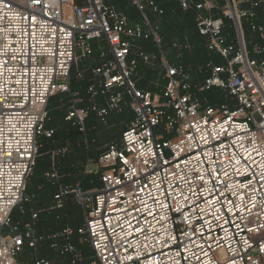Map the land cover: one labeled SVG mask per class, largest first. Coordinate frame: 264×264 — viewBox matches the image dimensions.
<instances>
[{"label": "built area", "instance_id": "obj_1", "mask_svg": "<svg viewBox=\"0 0 264 264\" xmlns=\"http://www.w3.org/2000/svg\"><path fill=\"white\" fill-rule=\"evenodd\" d=\"M127 1L136 23L104 0H0V264H19L24 247L35 254L42 244L62 264H264V0H223L220 9L215 0H174L195 11V31L221 61L200 68L197 84L163 52L149 19L162 15L157 3ZM141 40L156 50L159 96L134 80L135 58H154L135 46ZM94 42L103 44L100 63L77 107L71 72L83 76L79 62L92 58ZM211 89L224 93L219 105L199 99ZM57 94L71 96L65 121L85 148L89 115L105 124L128 108L131 119L98 157V187L53 196L61 210L73 194L82 225L46 234L36 231L37 212L25 223L11 215L25 200L39 139L54 134L44 122ZM74 235L91 250L88 262Z\"/></svg>", "mask_w": 264, "mask_h": 264}, {"label": "trees", "instance_id": "obj_2", "mask_svg": "<svg viewBox=\"0 0 264 264\" xmlns=\"http://www.w3.org/2000/svg\"><path fill=\"white\" fill-rule=\"evenodd\" d=\"M105 2V0H104ZM157 5L162 9V15L160 17H154L152 14H150L149 19L151 24L156 28V32L158 36L161 39L162 43V49L163 52L166 54V58L172 65H183L188 72L190 76V82L192 84H197L203 82L204 76L202 75V72H200V68H202L208 61H211L214 64H221L220 59L217 57V55L210 54L205 49V39L197 34L195 31V11L192 9L189 10H182L177 2L174 0H156ZM107 5L108 4L105 2ZM114 6V5H112ZM115 7V6H114ZM117 10V8L115 7ZM120 12L119 10H117ZM122 13V12H121ZM139 17V16H138ZM129 19V18H128ZM172 21L173 27L176 29V38H171L170 41L168 37H164L165 33H167V28L164 27V30L161 28V21ZM139 21V20H138ZM137 21V22H138ZM136 23V22H135ZM162 37V38H161ZM163 39V41H162ZM175 41H178L180 45V53H170V43L171 46L174 44ZM177 43V44H178ZM176 44V43H175ZM183 45H189L188 48L184 49ZM135 46L139 48L140 51L149 53L150 51L154 50L156 53V50L153 46V43L149 41H136ZM189 48H192L194 52V64L193 65V72L194 69L198 66V70L200 73V77H193L191 74V69H189V57L188 53L190 51ZM169 52V53H168ZM137 61V70L136 75L138 73V69L142 67V61L135 58ZM96 67V66H95ZM141 70V69H140ZM86 74V77H84L82 80L84 81L83 87H85L87 83L88 76L90 74V69H85L83 71ZM82 74L84 75V73ZM136 75L134 76V80L136 82V85L138 88L149 91L151 86L149 85V80L141 77L140 79H136ZM77 77V76H76ZM83 77V76H82ZM81 77V78H82ZM78 78V77H77ZM162 85L164 84V80H160ZM213 90V89H211ZM211 90H208L201 95H199V99L207 105L215 106L219 105L224 100V93L219 92V99L220 100H211L205 94L207 92H210ZM73 86L70 81V93H73ZM96 103L99 105L101 104L100 100H97ZM49 109V104H48ZM125 109V108H124ZM62 112V110H61ZM65 115H62L61 123L67 124V128L64 130L63 128L56 129L55 134H53V137L51 138L52 141V147L50 148V145H48L49 142L43 143V145L39 149V153L37 154L35 165L32 169L31 175L29 176L25 192H24V199L25 196L31 195L33 199H35L36 202H38L37 207L35 208H29L24 209L21 205L20 209V215H26V212L28 211V214H30V211H35L38 213V223L35 225L36 231L39 233H54L57 232L65 227H72L73 229L78 228L79 226L72 222V220L69 219L66 211H65V203L64 207L61 210H54L52 209V199L53 196L57 193L59 187L67 188L68 190H71L76 186V174L77 170L81 173V177L79 179V186L80 188L85 191L88 189L96 188L99 185L98 178L95 181L93 177H90V175L84 174L83 166L87 162V160H93L95 163L98 160V157L100 156L104 150L105 147L102 149H96L99 146V143L97 142V138L92 137L89 138L88 141V148H85L83 144V135L77 130V127L73 125L72 122L65 121ZM110 116V118H109ZM106 118L108 123L111 125L110 129L105 133L106 135L104 138L109 142L110 137L112 134L116 135L117 133H120L124 130L126 124L131 119L130 115H124L123 110L118 113L117 116H111V114ZM88 118H92L93 122L98 123L99 125H103L100 123L95 115L91 114L88 116ZM86 130L88 129V123L87 120L85 121ZM96 127L94 128V130ZM89 129L86 133H88ZM49 141V140H47ZM70 141L71 145L74 149V153L78 154L76 156H69L68 154L61 153L63 149H66L65 153H68V145H66V142ZM119 140L117 139L116 142ZM113 141L110 140L109 143ZM57 144V145H54ZM108 143V144H109ZM57 146V147H56ZM56 147V149H55ZM48 148L49 152H52V150L58 151V153H43ZM52 154H54L52 156ZM53 159V161H52ZM76 159L80 160V164L82 165L81 168L76 167ZM52 175H54L52 177ZM26 200V199H25ZM24 200V202H25ZM24 202L22 204H24ZM16 210V209H15ZM44 218H48V220L44 223L42 221ZM29 219L26 218L24 220H21V223L27 222ZM75 238V235L73 236ZM74 245L79 249L80 247L76 244V241L73 242ZM44 246V244L40 245L37 252L34 254L32 251V256H36L39 252V250ZM47 248V247H46ZM28 249V248H27ZM48 250V248H47ZM30 251V250H29ZM51 254H41V256L50 262V264H62L61 263V257L53 251H49ZM57 256L59 258L55 260L53 259V256ZM33 257V258H34ZM38 257V256H37ZM39 257V258H42Z\"/></svg>", "mask_w": 264, "mask_h": 264}, {"label": "rangeland", "instance_id": "obj_3", "mask_svg": "<svg viewBox=\"0 0 264 264\" xmlns=\"http://www.w3.org/2000/svg\"><path fill=\"white\" fill-rule=\"evenodd\" d=\"M154 1L156 2V0H154ZM105 2L108 4L114 5L117 8V10H119L125 16H127L132 23H135L139 20V17H138V14H137L135 8L133 6H131V4L127 0H105ZM223 4H224L223 0H218L216 6L220 9V8H222ZM224 22L226 25L230 24V21H228L226 19L224 20ZM161 23H162L161 28L163 30H164V27L167 28V31H166L167 33H165L164 37H168L169 41L171 38H176L175 35L177 34L176 33L177 31L173 27V22L172 21H166L165 22V20H162ZM162 41H163V39H162ZM174 43H176V44L172 45V46L170 43L169 47L171 50H169V52L170 53L171 52L172 53L173 52L174 53L175 52L180 53L179 49H180L181 44H179L178 41H175ZM188 47H189V45L187 46V48ZM183 48L186 49L184 47V45H183ZM93 49H94V55H95V57H97L99 54V49H98L96 44H94ZM189 49H190V51L188 53V57H189V64L190 65L188 68L189 69L192 68L191 74L193 75V77L199 78L200 73L198 70V66L196 67V69H194V72H193V65L197 64V63H194V60H195L194 56H193L194 52H193L192 48H189ZM155 54L156 53L154 50H152L148 53V55L154 56V58H149L150 59L149 64H147V63L144 64L142 62L143 64H142V67L140 68L141 70L138 69V73H137L135 78L140 79L141 77H144V78L148 79L150 81L149 85L152 88L149 91L153 95L159 96V95H161L162 88H163V85L160 82V80H162V78H163V73H162V70L159 66V63H158V60H157V57L155 56ZM90 62H92V61H90V59L81 60L79 62V70L82 71V69L84 68L83 66H86V65L91 66ZM84 77H86L85 73H84L82 78H77L75 71L73 70L71 72L70 81H71L72 86H73V91L78 92L80 95V98L84 94V87H83L84 81L82 80ZM205 96H207L211 100H216V101L220 100L219 99V92L216 89H213L210 92H207L205 94ZM70 102H71V96L69 94H66V95L57 94V95H54L53 97H51L49 99L48 104L51 103L52 108L56 109V110H55V112L51 111V115H50V113L48 111V105H47L48 115H47V119L44 122V130L45 131L52 130L55 134L56 129H58V128L62 129L63 128L65 130L67 128V124L61 123V119H62L61 117L64 114L63 112H65L64 111L65 108H67V106H70V104H71ZM58 108H60V110L62 109V112L58 111ZM123 114L124 115H130L131 111L128 108H125V109H123ZM117 115H118V113H115L112 116H117ZM95 127H96V129L94 130ZM110 127H111V125L109 123L106 125L105 124L99 125L98 123H95V122H93L91 126L90 125L87 126V128L89 129V131L87 133L88 140H89V138L95 137V138H97V142L99 143V146L96 149H98V150L102 149L103 150L105 145L108 144L110 142V140L113 142H116L117 139L119 140L120 133H117L116 135L112 134L109 142L104 138V136L106 135L105 133L108 131V129H110ZM47 140H49V141H47ZM47 142H49L48 145H50V148H51L53 145L51 139H47L46 137H41L38 141V151H39L40 147L43 145V143H47ZM54 145H57V144L54 143ZM66 145H68V149H69L68 151L69 152L64 153V154H68L69 156L78 155V154L74 153V149H73L70 141H67ZM56 147H55V149H56ZM50 148H48L43 153H58V151H56V150H52V152H49ZM53 155L54 154H52V156ZM52 161H53V159H52ZM86 164L88 165L87 167H86ZM94 164H95V162L93 160L89 159L87 161V163H85V165L83 166V170H84V174L90 175V177H93L94 180L96 181L98 176H99V173L96 172V168H95ZM81 166L82 165L80 164V160L76 159V167L80 169ZM80 177H81V173L79 172V170H77L76 185L79 183ZM25 199L26 200H25L24 204H22V207L25 210L29 209V208L37 207L38 202H36L35 199H33V197L31 195L25 196ZM64 200H65V211H66L69 219L72 220V222H74L78 226H81L83 223L82 213H81L80 207L75 202L73 194H71V193L68 194L67 196H65ZM14 215L17 218L23 217L22 215H20L19 207L16 209ZM47 220H48V218H44L42 221H44V223H45ZM76 244L80 247L82 254H83V257L85 259V262H88L89 258L91 256V251L88 249V246L85 244L79 243L77 240H76ZM24 249H26V248H24Z\"/></svg>", "mask_w": 264, "mask_h": 264}, {"label": "crops", "instance_id": "obj_4", "mask_svg": "<svg viewBox=\"0 0 264 264\" xmlns=\"http://www.w3.org/2000/svg\"><path fill=\"white\" fill-rule=\"evenodd\" d=\"M217 2H218V0H215V7H217L216 6V4H217ZM218 8V7H217ZM204 14H206V15H210V16H217V15H219L220 13H219V11H218V9H214V10H212L211 12H209V13H204ZM94 44H96L97 45V47L99 48L100 47V45L101 46H103V44H101V43H93V47H94ZM90 61H92V62H90L91 63V66L90 65H86V66H83L82 68L85 70V69H91V68H93V67H95V66H97L99 63H100V60H99V57L97 56V57H95V55H94V53H93V56H92V59H90ZM81 68V69H82ZM82 69V72L84 71ZM85 87H86V85H85ZM85 87H84V94H83V96L80 98V95H79V93L78 92H73V93H76V94H78V97H77V103H76V106L77 107H84V106H86V98H85ZM64 95H66V94H64ZM71 103V102H70ZM68 108H69V106H67V108H65V112H63L64 113V115H65V113H67V111H68ZM55 110L56 109H53L52 108V106H51V103L49 104V109H48V111H49V113H50V115H51V111L52 112H55ZM62 110V109H61ZM60 110V108H58V111H61ZM113 114H115V113H111V116L113 115ZM109 118H110V116H109ZM87 120V123H88V126L90 125H92V123H93V119L92 118H87L86 119ZM108 120L109 119H107V122L105 123V125L106 124H108ZM67 123V122H66ZM53 137V136H52ZM84 137V136H83ZM86 138H87V140H88V137H87V133H86ZM89 141V140H88ZM83 144H84V138H83ZM62 153V152H61ZM100 155V154H99ZM88 161V160H87ZM87 163V162H86ZM96 164V163H95ZM95 164H94V166H95ZM88 165L86 164V167H87ZM96 167V166H95ZM97 172V171H96ZM15 211L16 210H14L13 211V213H12V215H11V221H12V223H17V222H22L21 220H24L25 219V216H26V218H28L29 219V214H28V211L26 212V215H23V217L22 218H17L15 215H14V213H15ZM38 223V222H37ZM36 223V224H37ZM37 226V225H36ZM2 233L3 234H8L9 233V229L8 228H3L2 229ZM78 241L79 243H80V241H79V239H78V237H76L75 236V238H73L72 237V239H71V241H72V243L74 242V241ZM74 244V243H73ZM47 246L46 245H44L40 250H39V252H38V254L36 255V256H38V257H42L41 256V254L43 255V254H51L49 251V249L47 250V248H46ZM24 248H26V249H24ZM23 248V250H22V252L19 254V256H18V263L19 264H32V261H33V257L34 256H32V253H31V251H29V249H27V247H24ZM89 249V248H88ZM79 250L81 251V249L79 248ZM90 250V249H89ZM91 251V250H90ZM82 252V251H81ZM91 255H92V253H91ZM53 256V255H52ZM91 257V256H90ZM43 258V257H42ZM55 258L57 259L58 257L57 256H53V259L55 260ZM58 260H59V258H58ZM60 261V260H59Z\"/></svg>", "mask_w": 264, "mask_h": 264}]
</instances>
